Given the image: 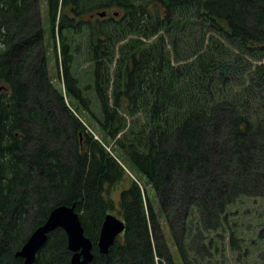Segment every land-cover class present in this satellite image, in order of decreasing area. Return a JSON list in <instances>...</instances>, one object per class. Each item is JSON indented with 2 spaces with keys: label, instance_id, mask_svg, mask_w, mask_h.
<instances>
[{
  "label": "trees",
  "instance_id": "trees-1",
  "mask_svg": "<svg viewBox=\"0 0 264 264\" xmlns=\"http://www.w3.org/2000/svg\"><path fill=\"white\" fill-rule=\"evenodd\" d=\"M124 184L126 232L101 255ZM250 200L264 201V0H0V264H23L59 206L80 215L91 264H177L166 228L183 264H222ZM71 257L58 229L33 264Z\"/></svg>",
  "mask_w": 264,
  "mask_h": 264
},
{
  "label": "water",
  "instance_id": "water-1",
  "mask_svg": "<svg viewBox=\"0 0 264 264\" xmlns=\"http://www.w3.org/2000/svg\"><path fill=\"white\" fill-rule=\"evenodd\" d=\"M117 15V14H116ZM105 17L106 12L99 13ZM57 229L65 231L68 237V248L73 253L70 264H91L94 260L93 243L84 234L75 206H59L52 210L43 225L37 228L28 239L18 257L24 259L23 264H33L38 252L44 247L48 235ZM126 231L124 220L115 215L106 216L97 243L99 253L107 255L117 238Z\"/></svg>",
  "mask_w": 264,
  "mask_h": 264
},
{
  "label": "rangeland",
  "instance_id": "rangeland-1",
  "mask_svg": "<svg viewBox=\"0 0 264 264\" xmlns=\"http://www.w3.org/2000/svg\"><path fill=\"white\" fill-rule=\"evenodd\" d=\"M40 1L41 9H45V0ZM61 68L62 67H60V70H62ZM50 69V74L54 79V83L63 88V83H60L56 79L57 71L55 70V62L51 63ZM89 69L90 65L89 62L85 60V57L80 60L79 64H76L75 68L77 74L83 78L87 76ZM93 96V94L90 95V97ZM126 186L127 184L118 185L111 191V198L115 205L113 210L114 214L118 215L120 195ZM162 223L165 224L163 219ZM229 227L232 228V232H235L240 240H243V237L244 241H241L238 244L239 246H242V248L240 247L237 250H232L231 247H228L225 249L222 264H264V235L262 234L264 232V201H258L257 204L254 200H250L245 201L243 204H239L236 209V216L231 217ZM165 234L177 264H183L178 258V254L174 249L173 241L167 228L165 229ZM220 258L221 256L219 255L216 259Z\"/></svg>",
  "mask_w": 264,
  "mask_h": 264
}]
</instances>
